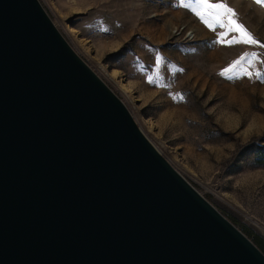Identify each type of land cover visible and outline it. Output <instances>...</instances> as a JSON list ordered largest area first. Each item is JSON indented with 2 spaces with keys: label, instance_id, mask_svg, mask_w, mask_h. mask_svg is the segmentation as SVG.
I'll return each mask as SVG.
<instances>
[{
  "label": "water",
  "instance_id": "1",
  "mask_svg": "<svg viewBox=\"0 0 264 264\" xmlns=\"http://www.w3.org/2000/svg\"><path fill=\"white\" fill-rule=\"evenodd\" d=\"M0 264H264L39 0H0Z\"/></svg>",
  "mask_w": 264,
  "mask_h": 264
},
{
  "label": "rangeland",
  "instance_id": "2",
  "mask_svg": "<svg viewBox=\"0 0 264 264\" xmlns=\"http://www.w3.org/2000/svg\"><path fill=\"white\" fill-rule=\"evenodd\" d=\"M39 1L156 149L260 243L264 166L254 165L247 147L264 144V47L220 43L239 34L222 36L226 29L209 28L181 0ZM225 2L264 44V2ZM245 53L258 58H246L236 72L251 75L222 74Z\"/></svg>",
  "mask_w": 264,
  "mask_h": 264
},
{
  "label": "snow or ice",
  "instance_id": "3",
  "mask_svg": "<svg viewBox=\"0 0 264 264\" xmlns=\"http://www.w3.org/2000/svg\"><path fill=\"white\" fill-rule=\"evenodd\" d=\"M256 2L262 3L264 0H256ZM181 4L186 8H190L205 24L208 25L209 28H215L216 26H219L226 29L227 31L223 33L222 36H226L229 32L239 34L238 36H233L227 41L221 38L219 41L220 43H243L260 45L261 47H264V44H262L261 41L256 39L243 24L238 22L235 10L229 7L225 0H219L217 3H213L212 0H190L189 3H184V0H181ZM248 57L256 59L258 58V54L245 53L239 60L234 61L229 68L224 69L222 74L227 75L229 72H232L234 75H251V73L247 72L246 69L239 73L236 72L237 65H240L241 62ZM252 59H249L248 62L251 63ZM257 75L259 76L261 73L258 72Z\"/></svg>",
  "mask_w": 264,
  "mask_h": 264
},
{
  "label": "trees",
  "instance_id": "4",
  "mask_svg": "<svg viewBox=\"0 0 264 264\" xmlns=\"http://www.w3.org/2000/svg\"><path fill=\"white\" fill-rule=\"evenodd\" d=\"M248 155L253 160L254 165L264 166V144L259 141L250 143L247 147ZM260 243L256 241H251L264 253V239L259 238Z\"/></svg>",
  "mask_w": 264,
  "mask_h": 264
}]
</instances>
